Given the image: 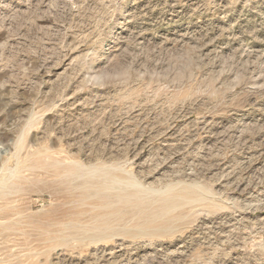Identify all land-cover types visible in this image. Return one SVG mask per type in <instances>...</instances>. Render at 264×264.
Instances as JSON below:
<instances>
[{"label":"rangeland","instance_id":"374dc122","mask_svg":"<svg viewBox=\"0 0 264 264\" xmlns=\"http://www.w3.org/2000/svg\"><path fill=\"white\" fill-rule=\"evenodd\" d=\"M0 264H264V0H0Z\"/></svg>","mask_w":264,"mask_h":264},{"label":"bare ground","instance_id":"6f19581e","mask_svg":"<svg viewBox=\"0 0 264 264\" xmlns=\"http://www.w3.org/2000/svg\"><path fill=\"white\" fill-rule=\"evenodd\" d=\"M9 165H10V164H9ZM9 165H8V166H9ZM5 173H6V172H5ZM9 174H11V173H9Z\"/></svg>","mask_w":264,"mask_h":264}]
</instances>
